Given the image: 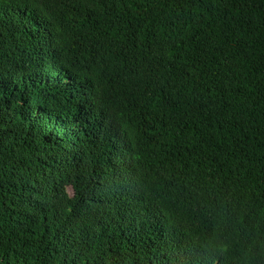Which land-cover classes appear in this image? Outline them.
Masks as SVG:
<instances>
[{"label":"trees","instance_id":"trees-1","mask_svg":"<svg viewBox=\"0 0 264 264\" xmlns=\"http://www.w3.org/2000/svg\"><path fill=\"white\" fill-rule=\"evenodd\" d=\"M0 264H264V0H0Z\"/></svg>","mask_w":264,"mask_h":264}]
</instances>
